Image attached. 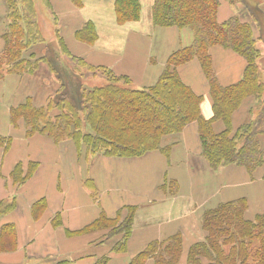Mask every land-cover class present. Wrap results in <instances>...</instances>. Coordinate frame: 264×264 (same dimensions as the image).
<instances>
[{"label": "trees", "instance_id": "trees-1", "mask_svg": "<svg viewBox=\"0 0 264 264\" xmlns=\"http://www.w3.org/2000/svg\"><path fill=\"white\" fill-rule=\"evenodd\" d=\"M5 1L8 26L3 34L5 49L0 54V79L7 74L36 75L41 64H46L59 82V87L44 104L36 105L33 97L28 96L11 108V123L16 125L24 121L28 136L39 133L55 144L71 141L79 153L84 149L87 159L89 155L136 158L153 150H161L169 157L172 143L164 144V141L180 134L189 123L197 122L201 155L212 170L237 165L245 167L252 175L258 168H264V70L261 60L264 57V6L261 0H228L231 4L239 2L245 8L241 6L222 22L218 19L221 0H153V25L191 29L194 41L175 50L159 79L145 88H136L126 75L116 74L105 66L90 65L85 58L71 54L58 31L56 39L46 40L38 23L34 0ZM73 1L80 8L85 0ZM114 5L119 24L139 21L142 17L141 0H115ZM97 34L94 23L86 21L76 37L93 44ZM38 45L43 47L36 58L34 47ZM217 45L245 59L243 76L236 83L220 84L210 54V49ZM29 51L33 53L27 56ZM194 59L199 61L209 84L211 118L202 114L203 95L195 92L179 72L180 66ZM81 67L94 71V76L101 75L103 84L86 85L87 75ZM248 98L254 99V105L249 108L251 117L235 129L234 114ZM216 121L223 123L221 131H215ZM10 144L11 138L0 134V147L7 151ZM38 167V163H30L25 174L23 164L18 163L11 177L15 184L21 185ZM85 185L97 195L93 179H86ZM15 207L16 199L2 201L0 213L10 212ZM45 208L47 202L42 199L34 205L33 212L37 216ZM125 209L127 215L121 224H118L122 218L121 209L112 216L103 210L92 223L71 234L112 230L111 237L121 234L120 239L112 243L115 252H124L132 235L137 207L127 205L123 206ZM247 209L244 197L206 209L202 214L205 238L190 246L188 263L264 264V213L250 218ZM60 223L58 213L53 224ZM15 230L11 223L1 228L0 251L15 247ZM257 238L260 239L258 244ZM181 251L182 238L176 235L168 242L150 243L130 264H144L148 258L154 259L155 264H177ZM108 259L105 256L96 264H106Z\"/></svg>", "mask_w": 264, "mask_h": 264}, {"label": "crops", "instance_id": "crops-1", "mask_svg": "<svg viewBox=\"0 0 264 264\" xmlns=\"http://www.w3.org/2000/svg\"><path fill=\"white\" fill-rule=\"evenodd\" d=\"M47 2L52 7V14L59 18L63 27H68L69 35L61 36L71 54L81 55L90 65L105 66L116 74L130 77L136 88L153 85L165 70L170 55L194 41V32L191 29H180L179 36L174 31L170 35L171 30L164 33L161 30L176 27H160L164 29L156 31L155 28L143 27L141 19L131 22L132 25L123 29L118 28L124 25H112L111 20L109 30L105 28L102 31L98 25L99 41L88 44L76 37L77 31L86 21L98 22L105 19L109 15L107 7H103L106 14L85 16L86 4L79 8L73 0ZM227 2L221 0V4L225 6L219 7L218 17L221 22L235 13L229 10ZM113 20L115 21V13ZM7 26L6 1L0 0V54L5 49L3 34ZM187 29L192 31V35ZM177 39L181 47L170 50L172 44L169 40L177 42ZM212 48L210 54L214 70L220 84L224 85L223 81L234 75V69L225 70L222 74L217 72ZM107 55H110L109 58L105 57ZM191 62V66L197 67H190L188 63L181 66L179 71L183 80L188 77L195 83L196 86L189 85L204 97L201 104L202 114L205 118H211L213 109L208 81L199 61L194 59ZM244 62L239 61V70L243 71L239 80L246 67L245 59ZM42 68L48 73V76L43 78L40 77ZM39 69L33 76L7 74L0 79V134L11 138L7 151L0 147V203L16 199V207L13 210L0 213V230L8 223L16 228V245L13 249L0 251V264H25L27 261L45 258L65 259L66 264H96L99 257L104 255L109 257L106 264H130L132 258L150 243L168 242L169 238L176 235L182 238V251L177 264H189L187 259L190 246L203 240L205 235L202 214L206 209L221 202L244 197L248 202V216L257 215L258 212L264 213V168H258L252 175L245 167L237 165L212 170L201 155L197 122L189 123L180 134L164 141V144L172 143L169 157L161 150H153L136 158L100 155L93 166L95 169L99 168V171L92 175L98 189V200H94L91 189L87 186L86 189L81 187L80 182L79 192L74 191V184L78 183L75 172L69 173L67 170L55 168L51 171L52 174H45L53 183L43 180L45 161L52 158L48 152L53 155L55 164L59 163L61 158V163L66 166L72 163L70 168L74 170L73 162L77 149L73 142L70 141L69 144L67 141L62 144H69L64 147L66 152L63 154L62 146L55 144L49 137L39 133L28 136L24 121L21 120L16 125L11 123L10 111L13 106L22 103L28 96L33 97L36 105H42L57 89L55 86L58 84L53 81L54 75L48 66L41 64ZM193 71L196 78L192 76ZM234 77H238V73ZM94 78L103 80L99 74ZM198 85L206 87L204 93L197 91ZM245 102L234 114L235 129L251 117L249 108L254 105V99L248 98ZM214 129L221 131L223 123L216 121ZM44 139H48L60 151L51 147L48 141H45V150L42 145ZM32 162L39 164L35 174L23 184H15L11 174L16 165L22 163L26 174ZM84 176H87L86 172L82 173V177ZM62 179H65V183L61 182ZM31 184L32 188L29 187ZM42 199L46 200L47 208L36 216L33 207ZM81 199L84 204H81ZM127 205L136 206L137 210L132 235L124 252L106 255L109 253V249L106 253L107 241L100 243L103 239H99L102 231L71 234L92 223L103 210L112 216L118 209ZM59 212L61 223L54 225L53 219ZM92 245L101 246L91 252ZM144 264H155V261L148 258Z\"/></svg>", "mask_w": 264, "mask_h": 264}, {"label": "rangeland", "instance_id": "rangeland-1", "mask_svg": "<svg viewBox=\"0 0 264 264\" xmlns=\"http://www.w3.org/2000/svg\"><path fill=\"white\" fill-rule=\"evenodd\" d=\"M114 1L115 0H85L84 1V4H86V8L84 10V15L85 16H87V14H94V15H96V14L97 15L106 14L104 12V10H103V7L104 6L107 7V12L109 13V15L105 19H102L101 21H98L96 19L98 22L92 21L94 23V25H95L96 31H98V25H99V27H100V29L102 31L105 28L109 30L110 29L109 28V26H110L109 25L110 24V20H111L112 25H114V23H116L119 26H123L124 25L122 28H120L118 26L119 27L118 29H123L125 26L127 27V25H132V24H130L131 22H128V23H125V24H119L116 21V17H115V21L113 20L114 13H115ZM34 2H35V5H36V10H37L38 23L41 26V31H42L43 36L45 37L46 40H49V39H53L54 40V39H56V32L57 31L59 32L60 35H62V34L66 35V36L69 35V31L67 29L68 27L67 26L63 27V25H62L61 21L59 20V18L55 17L52 14V7L48 4L47 0H34ZM141 2H142V5H143V10H142V18H141L142 20L141 19L140 20L143 23V27L155 28L156 31L161 30V29H164V28H160V27H155L152 24V21H151V6H152V3H153V0H141ZM228 2H227V4H228L227 7L229 8V10L231 12H234V11L237 12L240 9V7L242 6V4L239 3V2L238 3H235V4H231L230 2L229 3ZM261 2L263 4V6H264V0H261ZM74 4H75V6L77 5L76 2H74ZM84 4H83V6H84ZM6 7H7V4H6ZM223 7H225V6H223ZM242 8H245L244 5L242 6ZM242 8H241V10H242ZM218 19H219V17H218ZM222 21H224V20H222ZM135 22H138V21H135ZM150 23H151V25H150ZM166 30H168V31L171 30L170 31V35H171V32L174 31L178 36H179V32L178 31H181L180 29L178 30L176 28L165 29V30H161V31H162V33H164V31H166ZM188 31L192 35V31L191 30H188ZM256 32L259 33L258 28L256 29ZM263 32H264V28H263ZM99 39H100V35L97 34V39L95 40V43L97 41H99ZM169 41L172 44V47L170 48V50H175L178 47H181V43H179L178 39H177V42L172 41V40H169ZM41 47H43V45H38V46L34 47V51H35L34 53L36 54V58L38 57V54L41 53V51H40V48ZM30 53H33V51H29L27 53V56ZM211 53L214 55V61H215L214 65H215V68H216V71L217 72H219V73L222 74V72L225 71V70L234 69V71H233L234 75H232V77H230L227 81H223V84L224 85H229V84H232V82L233 83L237 82L239 80L241 74H242L241 72H243V71L240 72V70H239V61H240V63H241V61L244 62V59L241 56H239L236 53H234L233 50H231L229 48H224V47H222L220 45H217L214 48H212ZM73 55H76V54H73ZM95 55H97V53H95ZM76 56H81V55H76ZM109 56L110 55H107L105 57L109 58ZM98 57L100 59V56H98ZM261 60H262V65H263V70H264V57ZM191 63L188 64L190 67H197V66H191ZM244 64H245V62H244ZM81 69L83 70L84 74L87 75L85 77V79H84V83L86 85H88V86H99V85L103 84L104 80L99 81L98 79L96 80V78H94V75L92 74L94 71H92V70L88 71L87 68H83V67H81ZM179 69L181 70V66L179 67ZM240 69H241V66H240ZM39 70L37 72H39ZM198 72H200V71H198ZM237 73H238V77H234V76L237 75ZM27 75L33 76L32 74H27ZM40 75H41L40 76L41 78H43L45 76H48L47 70L42 68L41 71H40ZM192 76H193V78H196L195 77L196 75H195V72L194 71L192 72ZM95 77H96V75H95ZM53 79H51V80H53L54 82H56L57 84H59V82L57 81V79L54 76H53ZM184 81L186 83L188 82V84H190L192 86H196L195 83H192V81H190L188 79V77ZM196 81H197V83H199V81L197 79H196ZM55 87L58 88L59 86H55ZM205 90H206V87L205 86H201V85H198L197 86V91H201L202 93H204ZM50 91L52 93L53 89H51ZM43 141L44 142H42V145H43V147H44L45 150H47V147L45 145V141H48V143L51 145V147H53L54 149H58V151H60V149L57 148L48 139H44ZM68 142H70V141H68ZM63 143H67V141H64V142H62L60 144H57V145H59V146L61 145L62 146L61 148H63V151H64V147H66L67 145L71 144V142L69 144H67V145H62ZM65 152L66 151H64L63 154ZM48 155L50 157H52V158H49V159H47V161H45V164H44L45 166H43L45 170L43 171L42 179L43 180H49V181H51L53 183V180H50V179L46 178L45 177V174L47 172L48 173H51V171L54 170L55 168L58 169V170L59 169L67 170L69 173L75 172V178L78 181V183L74 184V187L75 188L74 187L73 188H74V191L76 193L79 192V182L81 184V187L85 188L86 187V185H85V179L88 178V177H90L92 179V175H94L97 171H99V168H96L95 169L93 166H94L95 160L100 155H89V158L90 159L87 160L86 159L87 156H86V153H85L84 149L80 153L77 151V154L75 156V160L73 162V164H74V170H71V168H70V164H72V163H70V164H68L66 166L65 164L61 163V158H59V163H56L55 164L53 155L50 152H48ZM85 172L87 173V176L82 177V173H85ZM77 174H78V179H77ZM82 178H83V180H82ZM61 182L62 183H65V179H62ZM29 187L32 188L33 187V184L29 185ZM87 193H88V191H87ZM91 196H92V198H94V200H95V198H96V200H98V193L95 196V191L94 192L92 191ZM81 204H84V200L83 199H81ZM120 209H121L120 212L122 214V218L119 219L118 224H121L123 222V217L125 218V216L127 215V209L123 210V207H121ZM101 210H102V207L100 208V211ZM258 213L260 214L261 212H258ZM59 214L61 215L60 212H59ZM248 217L253 218V217H255V215L253 214V215H250ZM83 234H85V233H83ZM111 234H112V230H102V234H100V236L101 235L102 236L99 238L100 240L103 239L102 241H100V243H104L106 241L109 242V244H107V242L105 243L107 245V246L105 245V247H106V253H107V251L109 249V253H107L106 255L111 254V253H115L114 245H112V243H114L115 241L119 240L120 239V235H121V234H119V235L116 234L113 237H111ZM79 235H82V234H79ZM109 238L111 239V241H109ZM204 238H205V235H204ZM255 240H256L257 244L260 241V239H258V238L255 239ZM100 246L101 245H98V246L92 245L91 252H94L96 250V247H100ZM103 258H105V255L102 256V257H99L98 262L101 259H103ZM27 263L28 264H57V263L66 264L67 261L65 259L59 260L57 258H54V260H53V259H50V258H45L43 260H38V261H29V262L27 261L25 264H27Z\"/></svg>", "mask_w": 264, "mask_h": 264}]
</instances>
